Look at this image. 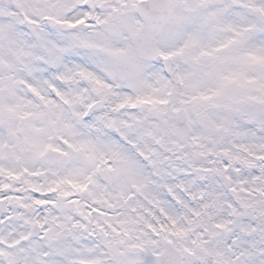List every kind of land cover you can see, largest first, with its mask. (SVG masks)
Instances as JSON below:
<instances>
[{"label":"snow or ice","instance_id":"6c2138e0","mask_svg":"<svg viewBox=\"0 0 264 264\" xmlns=\"http://www.w3.org/2000/svg\"><path fill=\"white\" fill-rule=\"evenodd\" d=\"M0 264H264V0H0Z\"/></svg>","mask_w":264,"mask_h":264}]
</instances>
